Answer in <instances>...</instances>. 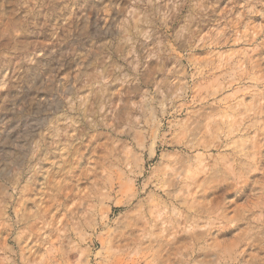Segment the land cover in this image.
Segmentation results:
<instances>
[{
	"label": "rangeland",
	"instance_id": "374dc122",
	"mask_svg": "<svg viewBox=\"0 0 264 264\" xmlns=\"http://www.w3.org/2000/svg\"><path fill=\"white\" fill-rule=\"evenodd\" d=\"M0 264H264V0H0Z\"/></svg>",
	"mask_w": 264,
	"mask_h": 264
},
{
	"label": "bare ground",
	"instance_id": "6f19581e",
	"mask_svg": "<svg viewBox=\"0 0 264 264\" xmlns=\"http://www.w3.org/2000/svg\"><path fill=\"white\" fill-rule=\"evenodd\" d=\"M232 133V132H231ZM228 134V133H227ZM229 135V134H228ZM227 135V136H228ZM231 135V134H230ZM229 137V136H228ZM234 153H236V152H234ZM227 155H228V153H227ZM234 156V155H233ZM237 157V156H236ZM241 157V156H240ZM248 157V156H247ZM235 159V158H234ZM219 165V164H218ZM234 165V164H233ZM239 165H240V163H239ZM241 166V165H240ZM244 166V165H243ZM239 167V166H238ZM242 167V166H241ZM242 170H243V168H242ZM238 172V171H237ZM231 173V172H230ZM177 177V176H176ZM198 179H199V177H198ZM233 183V182H232ZM245 188V187H244ZM228 189V188H227ZM241 189H242V187H241ZM240 189V190H241ZM246 192V191H245ZM222 193V192H221ZM224 194V193H223ZM241 198H243V196L241 197ZM34 213V212H33ZM33 216V215H32ZM197 239V238H196ZM200 241V240H199Z\"/></svg>",
	"mask_w": 264,
	"mask_h": 264
}]
</instances>
